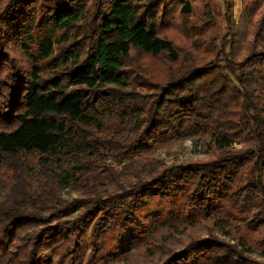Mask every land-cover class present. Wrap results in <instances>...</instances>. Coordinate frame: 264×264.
Returning a JSON list of instances; mask_svg holds the SVG:
<instances>
[{
  "label": "trees",
  "instance_id": "trees-1",
  "mask_svg": "<svg viewBox=\"0 0 264 264\" xmlns=\"http://www.w3.org/2000/svg\"><path fill=\"white\" fill-rule=\"evenodd\" d=\"M30 44L46 73L20 65L16 48ZM189 136L208 138L209 159L152 157ZM25 154L37 155L31 178ZM3 169L13 183L0 200V264H95L106 233L119 242L138 230L146 195L184 196L264 248V0H5ZM160 264L255 263L209 238Z\"/></svg>",
  "mask_w": 264,
  "mask_h": 264
},
{
  "label": "rangeland",
  "instance_id": "rangeland-1",
  "mask_svg": "<svg viewBox=\"0 0 264 264\" xmlns=\"http://www.w3.org/2000/svg\"><path fill=\"white\" fill-rule=\"evenodd\" d=\"M5 0H0V9ZM222 2V0H219ZM222 21V20H220ZM16 57L27 73L32 64H37L43 73L51 66L41 60L36 46L30 44L27 51L16 48ZM36 57L35 62L33 58ZM207 137H186L174 139L158 145L151 154L155 160L165 165H183L190 161L209 159ZM239 148L240 144H235ZM21 163L24 171L31 178L36 167L37 155L25 154ZM118 167V166H116ZM120 169V167H118ZM13 183V171L3 169L0 173V200L9 192ZM61 195L66 200L79 198L81 195L72 188H63ZM144 204H137L136 216L139 221L138 230L115 239L116 234L109 231L103 236L105 248L97 256L95 264H160L170 252L182 250L191 240L217 239L229 245H236L246 260L255 264H264V248L255 241L254 235L244 227L229 222L220 213L204 216L200 212L187 207L184 196L165 200L162 197H143ZM76 214L70 216L74 217ZM87 248L84 259L89 258L91 237L87 231ZM83 264V261L82 263Z\"/></svg>",
  "mask_w": 264,
  "mask_h": 264
}]
</instances>
